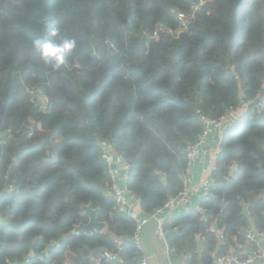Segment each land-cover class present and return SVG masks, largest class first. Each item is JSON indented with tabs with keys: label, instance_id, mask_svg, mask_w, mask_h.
<instances>
[{
	"label": "trees",
	"instance_id": "obj_1",
	"mask_svg": "<svg viewBox=\"0 0 264 264\" xmlns=\"http://www.w3.org/2000/svg\"><path fill=\"white\" fill-rule=\"evenodd\" d=\"M187 10L188 0H0V264H141L99 145L127 164L126 189L149 216L182 189L200 117L241 103L200 210L163 230L181 264L240 255L247 228L264 235V0H212L175 33ZM45 16L77 41L58 72L30 48ZM86 206L103 232L74 233Z\"/></svg>",
	"mask_w": 264,
	"mask_h": 264
},
{
	"label": "built area",
	"instance_id": "obj_2",
	"mask_svg": "<svg viewBox=\"0 0 264 264\" xmlns=\"http://www.w3.org/2000/svg\"><path fill=\"white\" fill-rule=\"evenodd\" d=\"M212 0H188V10L183 13L179 12L176 14V20L179 24V28L175 33L183 32L187 30L190 22L196 17L200 10L205 6L207 2ZM153 36L157 38V33H153ZM31 99L33 102L38 103L41 108L44 110L48 104V98L43 95L40 90H33L30 92ZM249 104L241 103L235 108L229 109L224 115L219 118H211L209 116L202 115L200 117L201 131L197 135L195 141L188 146L186 154V168L185 176L183 177V187L182 189L170 200H168L160 208L156 209L149 215L150 219H157L164 211L168 213H173L174 210L180 208L188 202L190 196L199 190L203 192L204 196L208 195V192L212 185L211 174L204 177L198 187L188 186L187 177L190 171L192 170L194 162L197 161L200 152L206 145L209 137L212 133H215L222 139L223 134L228 131L234 122L241 117L247 110ZM9 131L1 132V137L7 135ZM101 148V159L104 162V165L107 169L108 176L110 178V185L108 194L112 197L114 202V209L123 212L128 215V217L135 222V230L133 233V240L135 243H139L140 235L143 226L147 223L146 219L139 220L137 216L129 211L126 212L127 200L124 192L119 187L120 181V170L124 169L128 171L127 164L121 159V157L116 154L110 145L106 142H102L100 145ZM216 153L219 151V147H216L214 150ZM114 168L112 169V167ZM128 173V172H127ZM14 191L13 186H9L6 189L7 194H10ZM1 198V193H0ZM163 222L157 221L155 228V236L159 240H165V233L163 230ZM253 228H247L245 231V239L247 244L251 246L252 255H237L233 252L224 254L221 256H215L216 261L214 264H253L256 260L264 262V235L256 234ZM109 260H112L111 256H108ZM141 264H149L147 258L142 257Z\"/></svg>",
	"mask_w": 264,
	"mask_h": 264
},
{
	"label": "crops",
	"instance_id": "obj_3",
	"mask_svg": "<svg viewBox=\"0 0 264 264\" xmlns=\"http://www.w3.org/2000/svg\"><path fill=\"white\" fill-rule=\"evenodd\" d=\"M221 139L215 133H212L209 137L206 145L200 152V155L196 162H194L192 170L188 174L187 177V185L198 187L201 180L207 175L211 174V171L215 165V160L218 152L216 153L214 150L216 147L220 146ZM127 171L124 169L120 170V181L119 187L124 192L127 205L129 211L137 216L139 220L146 219L147 223L143 226L139 243L137 244L142 257L148 259L149 264H175L181 259L172 258L168 245L165 240H159L155 236V228L157 225V221L164 222L167 219L178 217L181 213H187L191 210H200V202L205 197L202 191H198L190 196L188 202L181 206L180 208L173 211V213H168V211H164L162 215H160L157 219H150L148 215H146L140 208L139 203L131 196L126 189V181H127ZM105 230V228H104ZM103 230V231H104ZM218 237H220V232H217ZM201 253V249H200ZM240 255H252L251 246L246 244L241 249ZM253 264H264L263 261H255Z\"/></svg>",
	"mask_w": 264,
	"mask_h": 264
},
{
	"label": "clouds",
	"instance_id": "obj_4",
	"mask_svg": "<svg viewBox=\"0 0 264 264\" xmlns=\"http://www.w3.org/2000/svg\"><path fill=\"white\" fill-rule=\"evenodd\" d=\"M39 23L47 32L33 39L30 48L51 72H58L64 65L66 57L76 50L77 41L73 37L62 35L56 21L50 16L40 18Z\"/></svg>",
	"mask_w": 264,
	"mask_h": 264
},
{
	"label": "water",
	"instance_id": "obj_5",
	"mask_svg": "<svg viewBox=\"0 0 264 264\" xmlns=\"http://www.w3.org/2000/svg\"><path fill=\"white\" fill-rule=\"evenodd\" d=\"M114 166L112 167V169ZM164 181V178H162ZM183 181V178H182ZM167 192L171 195V190L167 187ZM82 216L88 220V223L85 225H80L74 229V233L85 232L87 234H91L92 232L101 233L103 232L105 225L98 222L97 220V213L98 210L92 209L90 206L83 207L82 209ZM126 212H128V207H126ZM256 234V232H254ZM216 261V258L213 259V262ZM175 264H180V261L176 262Z\"/></svg>",
	"mask_w": 264,
	"mask_h": 264
}]
</instances>
